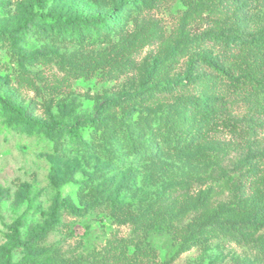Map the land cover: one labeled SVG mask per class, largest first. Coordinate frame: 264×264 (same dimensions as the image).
Instances as JSON below:
<instances>
[{"label":"rangeland","instance_id":"1","mask_svg":"<svg viewBox=\"0 0 264 264\" xmlns=\"http://www.w3.org/2000/svg\"><path fill=\"white\" fill-rule=\"evenodd\" d=\"M129 1L0 0V264H264V227L231 231L208 222L221 204L237 200L241 168L264 167L260 90L251 82L241 91L215 86L195 61L220 56L235 76L262 77L264 53L177 42L236 28L240 19L246 32L259 31L264 0L212 8L186 26L180 0L152 10ZM106 16H115V27L100 31L97 42L83 41V23L94 31L92 23ZM196 65L194 83L157 90ZM148 88L154 97L134 99ZM194 101L253 129L244 136L220 129L179 153L157 149L161 125L185 127ZM3 102L57 127L78 123L83 144L74 147L58 131L14 128ZM93 119L107 131L93 132ZM151 214L170 231L149 234L151 251L135 253L145 232L138 219ZM15 233L22 246L11 241Z\"/></svg>","mask_w":264,"mask_h":264},{"label":"trees","instance_id":"2","mask_svg":"<svg viewBox=\"0 0 264 264\" xmlns=\"http://www.w3.org/2000/svg\"><path fill=\"white\" fill-rule=\"evenodd\" d=\"M142 8L145 10H152L159 6L164 1L172 0H140ZM185 5V10L182 12L183 23H190L203 16L206 11L212 10V8L226 7L229 4H234L239 0H180ZM129 2H132L130 0ZM243 4L245 2H242ZM242 4L239 5V9H242ZM47 14L41 13L38 19L41 23L47 22ZM115 16H106L102 18H96V21L92 23L94 31L88 30L87 23H83L85 27V36L82 38L86 42H97L100 40V31L111 30L114 26L113 19ZM190 19V20H189ZM189 20V21H188ZM240 24L233 29H218V30H206L200 35L193 38L180 39L177 42L196 41L203 42L209 41L223 45V48L227 53H231L233 48L237 47H253L264 53V27L259 31L246 32L244 24L246 21L240 19ZM195 61L205 64L208 72L205 75L212 80L215 86L221 88H231L232 91H241L244 88V84L251 82L252 86L260 90L261 99L258 101V111L264 113V75L262 77H256L249 73L243 76H235L231 68L224 64V60L220 56L210 57L207 54L199 56ZM192 67V66H191ZM198 65L193 68H189L185 74L183 80L176 81L173 84H169L171 88L167 86H156L157 90L171 91L176 88L175 84H181L182 86L190 85L194 83L198 76L196 70ZM246 77V79L244 78ZM185 81V82H184ZM147 94L143 97H137L139 94H135L134 99H149L154 97L155 89L148 88ZM263 99V100H262ZM3 111L10 117L11 124L17 129H28L36 133H46L48 135L56 136L55 132H61L64 141L73 145L74 147H80L83 144L85 132L79 124L66 127H57L52 123H44L33 116L29 115L28 110H22L18 107L11 106L7 102L2 104ZM190 112L195 114L192 119L190 115L187 116V124L181 128L173 123L164 122L160 129L155 133L154 142L157 149H160L165 153H179L184 150L190 149L195 143H204L211 141V133L220 129H225L232 134L244 136L248 129H253L251 126H242V124L236 119L224 114L222 111L215 109L212 104H205L203 102L194 101L190 103ZM255 120L252 119V125L255 124ZM92 126L93 132L98 128H104V132L107 128L104 127L105 122L100 119H93L89 121ZM61 128V129H60ZM62 139V141H63ZM260 158L256 154H252L251 160ZM240 180L233 183V188L237 200L231 203H223L218 209L208 218V222L216 224L220 228L225 230H238V229H258L264 227V192L257 190V183H261L264 186V167L257 164H249L240 169ZM242 210L244 214L238 216L237 212ZM240 219H237L239 218ZM139 225L144 227L143 239L140 245L136 244L135 253L149 252L151 251L150 241L147 240L151 233H162L170 231L169 226L164 222V218L155 214H151L144 219H138ZM17 233L11 236V241L14 245L22 246L17 237Z\"/></svg>","mask_w":264,"mask_h":264}]
</instances>
